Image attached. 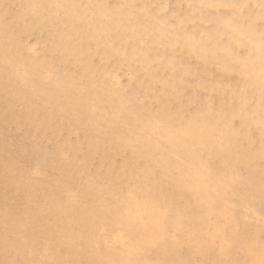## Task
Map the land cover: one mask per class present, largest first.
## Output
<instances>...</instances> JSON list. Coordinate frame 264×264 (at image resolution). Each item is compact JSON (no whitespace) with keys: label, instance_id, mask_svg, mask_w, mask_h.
Masks as SVG:
<instances>
[{"label":"bare ground","instance_id":"1","mask_svg":"<svg viewBox=\"0 0 264 264\" xmlns=\"http://www.w3.org/2000/svg\"><path fill=\"white\" fill-rule=\"evenodd\" d=\"M4 157L2 180L12 163L48 165L19 198L0 196V222L26 252L191 264L211 244L216 255L192 264H264L259 242L242 262L229 252L236 199L264 198V0H0ZM36 185L73 197L56 189L42 225L49 235L59 215L67 239L30 241L38 219L21 203Z\"/></svg>","mask_w":264,"mask_h":264},{"label":"rangeland","instance_id":"2","mask_svg":"<svg viewBox=\"0 0 264 264\" xmlns=\"http://www.w3.org/2000/svg\"><path fill=\"white\" fill-rule=\"evenodd\" d=\"M10 120H14V118H10ZM54 125H56L55 122H54ZM56 136H57L56 139H60L61 137H63V133L57 134ZM10 137L12 138V140L19 142V144L21 143L20 141H22L21 139H18L16 136H14V134H11ZM17 140H19V141H17ZM108 145L113 146L114 142L108 141ZM6 151L10 152L9 149H7ZM14 151H15V153H18L19 155H23L24 157L26 156V152L20 150L18 147L13 148V152ZM6 155H9L11 157L10 153H7ZM125 155H128L127 151L125 152ZM13 157H16V156L13 155ZM17 158H18V156H17ZM78 158L80 159L81 162H83L86 160L87 156L83 152H81V153H79ZM52 159H55V161H52ZM3 160L4 161L8 160V157L6 158V160H5V157L0 159V176L4 171V167H3L4 165L1 162ZM50 160L51 161H46L47 164H50V162H55V163L61 162L60 160H58L57 157L50 158ZM26 161H27V163L23 162L22 164L12 163L14 166V169H15V175L12 173V176H10L9 179H6V180L0 179V189H1L0 190V196L4 195L5 197H8V200H11L12 198L13 199L19 198V196L23 190V185L26 183L27 179L30 180V182H31L34 178H38L35 174L36 172L40 173L41 170L45 171L48 168V165H42V166L38 167L35 163H33V161L32 162H29V160H26ZM51 165H52V163H51ZM19 166L21 168H17ZM58 169H60V168L56 167V170H58ZM28 174H32V175H28ZM61 174H63V172H61ZM79 178H80L79 179L80 181L78 183H82L85 179V176H84V178H81V177H79ZM20 179H21V181H20ZM255 181H256L257 185L263 184V187H264V178L259 177V178H257V180L255 179ZM257 181H259L260 183H258ZM261 182H263V183H261ZM2 185H4V186H2ZM34 185L35 184H33L32 186H34ZM46 186H48V185L40 187L41 188L40 190H38V188H39L38 185H36L32 189H30L31 190V191L29 190L30 193L28 195L26 194L29 199L26 201V203L25 202L21 203L25 207L26 210L25 209L24 210L27 213V215H33V216H35L36 219H38V223H33L31 225L32 226L31 230L28 232V234L31 238L30 239L31 242H36L37 238L42 237V236H45L44 240H46L47 242H51L52 240H54L53 236H55V235L57 236V230L60 233V237L58 236V238L67 239V237H66L67 236V229H68V226H70V224H67L66 222L61 221V217L58 218L59 215L58 216L53 215V217H55V220H54L55 223H50L51 224L50 226L47 225L48 229L50 230L49 235H46L44 233V231L42 230V225L45 223H48L46 221V219H47V216L49 214V212H48L49 202L53 203V201H55V197L61 196L62 198L65 197V200L67 201L68 204L69 203L71 204L73 197L69 198V196L66 195L62 189H59L54 185H51L48 187H46ZM44 189H46V190H44ZM56 189H57L58 194L60 196L55 194L56 192H54V191ZM18 191H20V192H18ZM3 192H5V193H3ZM34 192H36V193H34ZM16 193H18L17 197H16ZM40 193H42V194H40ZM243 195L244 196H241L240 200L236 199L237 200V207L235 208V212L237 214V223L238 224H237L236 229L234 230L235 233L230 240L231 244L229 247V252L233 255L234 259H238V260H240V262H242L243 260H246L245 248L249 243L259 242V244L262 247H264V234H263L264 233V198L263 199L261 197L260 198L259 197H257V198L253 197L252 198V194H250V193L249 194H243ZM30 198H32V199H30ZM84 200H86V199L84 198ZM44 202H45V204H44ZM38 204H39V206H37ZM242 204H247L248 206L251 207V210L245 211L244 209L240 208V206ZM10 206H12V205H10ZM15 206L18 208V206L16 204H15ZM8 207H9V205H7V208ZM12 207H10V209H12ZM16 207H14V210L16 209ZM59 208H60L59 210L63 211L65 208V205L63 204L62 207H61V205H59ZM37 209H39V211ZM14 210H10V211H14ZM47 212H48V214H47ZM58 213H60V211H58ZM0 215H2L1 207H0ZM41 215H44V216H41ZM69 219L73 220V217H71ZM3 228H4V230H2ZM75 229L78 232L80 238H81V236L82 237L85 236L83 231H80V227L77 228L75 226ZM34 234H35V236H34ZM257 234H258V236H257ZM0 235H1L0 236V244L2 245V246H0V264H17V263L18 264H61L62 262L67 261V259H65L67 256L60 254V253H53V254L50 253L51 256L48 255L49 257L46 258L47 256H44L45 251L43 252V249H40V250L36 249L35 250L36 252L39 250L37 253L36 252L35 253L34 252L29 253V252L24 251L22 249V247H20V245L17 243L18 240H21V238L19 237V235L17 233H15V228H13L9 224L8 221L0 222ZM261 239L263 240V242H261L262 241ZM37 242H39V240ZM41 242H44V241L42 240ZM51 243H53V242H51ZM20 248L22 250H20ZM184 250H185V248L179 247L177 249H174L173 251L175 253L176 251L177 252H184ZM241 252H242V254H241ZM215 255H216L215 249L213 248V246L211 244H209L208 247H206L204 249L203 253L199 254L198 256H195L194 254L191 253V255L188 256V259L190 262L193 263L197 259H200V258L203 259V257H214ZM39 256H40V258L38 259L37 257H39ZM41 259L42 260L45 259V260L42 261ZM224 260H225V256H220L218 258V263L219 264H226ZM197 262H198V264H204L202 260H199Z\"/></svg>","mask_w":264,"mask_h":264}]
</instances>
